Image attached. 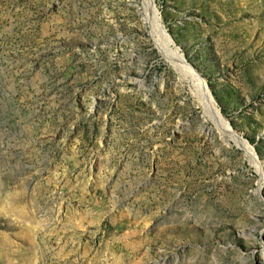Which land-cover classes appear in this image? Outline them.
Here are the masks:
<instances>
[{"label": "rangeland", "instance_id": "rangeland-1", "mask_svg": "<svg viewBox=\"0 0 264 264\" xmlns=\"http://www.w3.org/2000/svg\"><path fill=\"white\" fill-rule=\"evenodd\" d=\"M154 2L195 77L144 0H0V264H264V0Z\"/></svg>", "mask_w": 264, "mask_h": 264}, {"label": "bare ground", "instance_id": "bare-ground-1", "mask_svg": "<svg viewBox=\"0 0 264 264\" xmlns=\"http://www.w3.org/2000/svg\"><path fill=\"white\" fill-rule=\"evenodd\" d=\"M155 0H144V6L146 11V19L150 22L152 26V31L154 34L153 41H156V44L160 48V51L164 54V56L170 61V63L177 69L190 74L192 77H195L193 70L185 63L184 57L179 54L174 48L171 46V39L164 29L158 9L155 5ZM145 16V15H144ZM152 33V32H151ZM199 79V78H198ZM200 80V79H199ZM202 80V79H201ZM201 82V81H200ZM198 86V85H197ZM203 87V102L202 106L204 110L213 117L216 124L221 127L223 136L227 139H233L235 143L240 146L246 154L252 156V148L249 146L246 140H244L241 136L237 135L234 132H231L230 129L226 125V119L220 113L219 108L216 106L215 101L209 95L208 91L204 88V83L201 84ZM202 89V88H201ZM219 128V127H218ZM258 170H260V166L257 165Z\"/></svg>", "mask_w": 264, "mask_h": 264}, {"label": "water", "instance_id": "water-1", "mask_svg": "<svg viewBox=\"0 0 264 264\" xmlns=\"http://www.w3.org/2000/svg\"><path fill=\"white\" fill-rule=\"evenodd\" d=\"M185 59V58H184Z\"/></svg>", "mask_w": 264, "mask_h": 264}]
</instances>
